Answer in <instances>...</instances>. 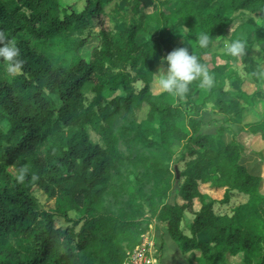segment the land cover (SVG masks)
I'll use <instances>...</instances> for the list:
<instances>
[{
    "label": "trees",
    "instance_id": "obj_1",
    "mask_svg": "<svg viewBox=\"0 0 264 264\" xmlns=\"http://www.w3.org/2000/svg\"><path fill=\"white\" fill-rule=\"evenodd\" d=\"M79 1L76 10L63 0H0V33L23 60L12 76L0 60V264H123L153 220L190 264L194 250L198 264H264V155L237 137L264 141V116L246 120L253 94L226 87L246 80L237 58L248 80L254 66L264 75V0H132L133 18L106 11L113 0ZM202 32L207 48L198 45ZM237 38L246 52L233 57L224 45ZM216 42L223 45L213 49ZM187 46L214 76L211 88L199 80L189 88H203L237 131L202 133L186 94L152 92L160 58ZM179 151L174 191L183 201L170 203ZM20 167L28 170L23 182L15 179ZM200 183L224 187L223 198L202 193ZM36 187L53 207L41 205ZM234 194L245 201L215 211Z\"/></svg>",
    "mask_w": 264,
    "mask_h": 264
},
{
    "label": "rangeland",
    "instance_id": "obj_2",
    "mask_svg": "<svg viewBox=\"0 0 264 264\" xmlns=\"http://www.w3.org/2000/svg\"><path fill=\"white\" fill-rule=\"evenodd\" d=\"M65 3L69 4L72 8L78 10L82 7V2L79 0H63ZM132 4L133 1L132 0H113L106 8V11H109L110 9L116 7L120 10V12L126 16H128L129 18H133L134 16L132 15L131 12V8H132ZM169 11V10H168ZM104 20V25L105 26H109L110 20L108 16H104L103 17ZM99 30V26L96 27L95 31ZM96 43L95 39H91L89 40V42L86 44V46L83 49L84 54H86L90 48L92 47V45H94ZM223 42H216L213 46V49H217L218 47L222 46ZM187 48H189V46H187ZM190 51V50H189ZM255 56L258 57L259 51H255ZM166 67V65H164ZM263 68H264V60H263ZM236 67L239 70L240 74L244 77H246L245 82L241 85H229L227 84L226 87L228 89L231 90H245L248 93H252L253 97L251 98V106H249L250 108H247V110L245 111V119L246 120H251L256 118V114L262 115L264 116V75H262V73H260V71L254 66L251 68V73H252V77L253 79L250 81L247 79L246 73L243 71L242 65L239 61V58L236 59ZM7 71V68H6ZM157 72V70H156ZM155 72V73H156ZM13 73H9L7 71V76L11 75L12 76ZM139 85V84H138ZM151 89L153 93H159L161 92L156 84V78H155V74H154V79L153 82L151 84ZM192 102V105L190 106L188 103V101ZM185 103L187 104V108H186V112H193L194 108L198 107L199 109V118L201 119V132L202 133H206V134H215L218 132L219 127L223 126V127H229L231 130L233 131H237L240 127V124H238L237 122H233V121H227L224 119V117L220 114H218L210 99H208L207 97H205L204 95V91L203 88H197V89H193V88H189V91L186 93L185 96ZM242 104H245L244 101L241 102ZM196 105V106H195ZM195 106V107H194ZM187 112V113H189ZM90 133V138L92 141L94 142H101L98 135L96 133H94L93 131H89ZM238 135V134H237ZM245 145L247 150H255V149H264V142L263 140L260 138L259 135H250V134H246L245 132L240 133L237 136ZM178 149V148H177ZM181 153V151H179L175 157H174V171L176 173V177H177V172L179 171L180 168H182V160L180 161L179 158V154ZM264 162V161H263ZM178 177L176 178L175 181V185H174V189L170 194V197L168 199V202L172 203V202H178L180 201L179 199L182 200L183 198V192L177 190V195L175 194L176 189H178ZM263 182H264V178H263ZM262 182V185H263ZM203 183H200V185ZM209 184V183H208ZM200 185H199V189H200ZM262 185H261V189H262ZM224 188V187H223ZM260 189V190H261ZM34 194L37 197L38 201L41 203V205L44 208H51L54 206V200L47 198L46 195L43 193V191L39 188H34ZM223 193H221L218 198H214L215 200L219 201L220 199L223 198ZM245 195L242 194H234L230 201L226 204H222L219 202H216L214 204V209L217 212H230V208L231 206L243 202L245 201ZM138 201V200H137ZM178 203H182V202H178ZM197 200H195L194 202V209H197ZM186 215V220L189 222L192 220V218L194 217V215L189 212L186 211L185 212ZM70 216H74L73 212H70ZM150 228L148 231H146L144 233L143 236H147V239L149 241H154L156 248H157V253H159V249H158V244L156 242V236H158L157 234V230L155 227H157V225H164V222H159L157 220H153V222L150 224ZM166 229V227H165ZM142 237V236H141ZM141 240V239H140ZM155 248V249H156ZM196 252H192L191 254L193 255V258L190 259L192 261H194L195 263L197 262V254H195ZM157 257L159 258L158 254ZM228 264H239V260L237 257H229L228 258Z\"/></svg>",
    "mask_w": 264,
    "mask_h": 264
},
{
    "label": "clouds",
    "instance_id": "obj_3",
    "mask_svg": "<svg viewBox=\"0 0 264 264\" xmlns=\"http://www.w3.org/2000/svg\"><path fill=\"white\" fill-rule=\"evenodd\" d=\"M210 44V34L208 32L200 33L198 45L200 48H207ZM225 51L233 57L243 56L246 52V42L243 39H233L227 41L224 45ZM20 48L16 41L0 33V60L7 64L9 73L20 72L23 68V60L20 59ZM161 66L155 73L156 84L161 92L174 94L182 97L189 91V85L199 80L201 87L211 88L214 84V76L207 66L201 63L199 57L187 47H178L167 55L160 58ZM166 61V67L164 63ZM27 168L20 167L15 179L17 182H23L27 175Z\"/></svg>",
    "mask_w": 264,
    "mask_h": 264
},
{
    "label": "crops",
    "instance_id": "obj_4",
    "mask_svg": "<svg viewBox=\"0 0 264 264\" xmlns=\"http://www.w3.org/2000/svg\"><path fill=\"white\" fill-rule=\"evenodd\" d=\"M264 142V141H263ZM256 151L262 150V149H255ZM263 155H264V149L262 150ZM262 169V177L264 178V162L261 165ZM200 191L202 193H206L212 198H218L220 197L219 195L223 193L224 188H215L211 187L208 183H203L200 185ZM261 192L264 193V182L262 185ZM182 202L183 200L179 199ZM198 202V201H197ZM197 209L199 208V203H197ZM157 230L158 236H156V242L158 244V249H159V257H160V264H190L188 258L186 255L181 251L178 243L171 238L167 230L165 229L164 225H157L155 227ZM197 254L196 256L199 255V252L197 250H194ZM193 258V257H192ZM192 264H198L192 261Z\"/></svg>",
    "mask_w": 264,
    "mask_h": 264
},
{
    "label": "built area",
    "instance_id": "obj_5",
    "mask_svg": "<svg viewBox=\"0 0 264 264\" xmlns=\"http://www.w3.org/2000/svg\"><path fill=\"white\" fill-rule=\"evenodd\" d=\"M143 235L139 243L127 251V258L123 264H160L155 242L149 241L147 236Z\"/></svg>",
    "mask_w": 264,
    "mask_h": 264
},
{
    "label": "water",
    "instance_id": "obj_6",
    "mask_svg": "<svg viewBox=\"0 0 264 264\" xmlns=\"http://www.w3.org/2000/svg\"><path fill=\"white\" fill-rule=\"evenodd\" d=\"M179 176L178 172H177V177Z\"/></svg>",
    "mask_w": 264,
    "mask_h": 264
}]
</instances>
